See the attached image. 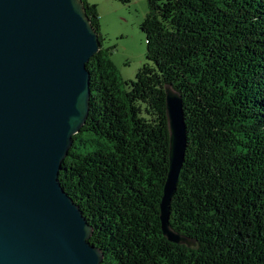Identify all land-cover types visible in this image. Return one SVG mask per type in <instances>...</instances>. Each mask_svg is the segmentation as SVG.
Listing matches in <instances>:
<instances>
[{
  "label": "trees",
  "instance_id": "1",
  "mask_svg": "<svg viewBox=\"0 0 264 264\" xmlns=\"http://www.w3.org/2000/svg\"><path fill=\"white\" fill-rule=\"evenodd\" d=\"M83 2L101 49L59 179L101 264H264V0H147V61L127 81L102 46L97 5ZM167 84L182 95L188 136L170 225L194 247L170 241L160 219Z\"/></svg>",
  "mask_w": 264,
  "mask_h": 264
},
{
  "label": "water",
  "instance_id": "2",
  "mask_svg": "<svg viewBox=\"0 0 264 264\" xmlns=\"http://www.w3.org/2000/svg\"><path fill=\"white\" fill-rule=\"evenodd\" d=\"M101 49L83 0H0V264H101L93 226L62 186L65 158L90 110L87 62ZM169 169L160 203L170 225L185 162L182 95L165 85Z\"/></svg>",
  "mask_w": 264,
  "mask_h": 264
},
{
  "label": "rangeland",
  "instance_id": "3",
  "mask_svg": "<svg viewBox=\"0 0 264 264\" xmlns=\"http://www.w3.org/2000/svg\"><path fill=\"white\" fill-rule=\"evenodd\" d=\"M88 2L97 5L102 46L114 62L119 78L123 81L135 80L138 70L147 61L146 36L141 29V23L148 13L147 0Z\"/></svg>",
  "mask_w": 264,
  "mask_h": 264
}]
</instances>
